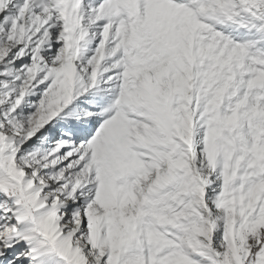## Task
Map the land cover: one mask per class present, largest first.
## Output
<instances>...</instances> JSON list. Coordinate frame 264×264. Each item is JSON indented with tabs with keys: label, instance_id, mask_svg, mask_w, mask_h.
<instances>
[{
	"label": "snow or ice",
	"instance_id": "1",
	"mask_svg": "<svg viewBox=\"0 0 264 264\" xmlns=\"http://www.w3.org/2000/svg\"><path fill=\"white\" fill-rule=\"evenodd\" d=\"M0 264H264V0H0Z\"/></svg>",
	"mask_w": 264,
	"mask_h": 264
}]
</instances>
